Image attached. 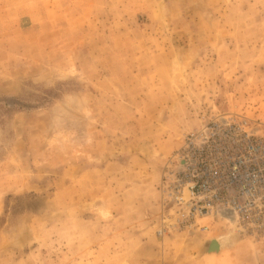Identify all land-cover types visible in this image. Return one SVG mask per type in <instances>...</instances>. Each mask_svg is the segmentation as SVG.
I'll list each match as a JSON object with an SVG mask.
<instances>
[{
    "label": "rangeland",
    "instance_id": "1",
    "mask_svg": "<svg viewBox=\"0 0 264 264\" xmlns=\"http://www.w3.org/2000/svg\"><path fill=\"white\" fill-rule=\"evenodd\" d=\"M230 115L264 125V0H0V264H264V212L163 188Z\"/></svg>",
    "mask_w": 264,
    "mask_h": 264
},
{
    "label": "built area",
    "instance_id": "2",
    "mask_svg": "<svg viewBox=\"0 0 264 264\" xmlns=\"http://www.w3.org/2000/svg\"><path fill=\"white\" fill-rule=\"evenodd\" d=\"M163 178L178 224L223 210L245 222L252 208L264 212V125L240 115L206 122L185 137Z\"/></svg>",
    "mask_w": 264,
    "mask_h": 264
},
{
    "label": "bare ground",
    "instance_id": "3",
    "mask_svg": "<svg viewBox=\"0 0 264 264\" xmlns=\"http://www.w3.org/2000/svg\"><path fill=\"white\" fill-rule=\"evenodd\" d=\"M222 242L218 239L213 240L210 245H209V249L210 251H217V249H219V247H221Z\"/></svg>",
    "mask_w": 264,
    "mask_h": 264
},
{
    "label": "water",
    "instance_id": "4",
    "mask_svg": "<svg viewBox=\"0 0 264 264\" xmlns=\"http://www.w3.org/2000/svg\"><path fill=\"white\" fill-rule=\"evenodd\" d=\"M223 215L227 218H230V213H227V212H224ZM208 248V247H207ZM207 252H210L208 249H207Z\"/></svg>",
    "mask_w": 264,
    "mask_h": 264
}]
</instances>
